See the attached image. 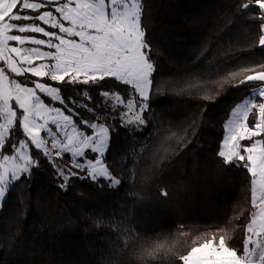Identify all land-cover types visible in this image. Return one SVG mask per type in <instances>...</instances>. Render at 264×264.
Wrapping results in <instances>:
<instances>
[{
	"label": "trees",
	"instance_id": "trees-1",
	"mask_svg": "<svg viewBox=\"0 0 264 264\" xmlns=\"http://www.w3.org/2000/svg\"><path fill=\"white\" fill-rule=\"evenodd\" d=\"M237 3L143 0L155 73L151 126L142 132L125 130L118 116H110L111 99L102 102L99 95L124 93V85L107 79L99 86H61L65 98L96 109L78 108L84 119L109 117L114 125L107 164L121 184L81 176L61 189L62 179L41 157L0 209V264H179L193 241L220 229L240 247L252 211L250 175L224 165L217 152L234 102L251 87L233 85L252 74L246 68L264 70V48L260 21L252 17L257 10L237 12ZM85 89L91 102L81 95ZM121 228L138 238L117 237ZM153 248L155 256L145 254Z\"/></svg>",
	"mask_w": 264,
	"mask_h": 264
},
{
	"label": "snow or ice",
	"instance_id": "snow-or-ice-1",
	"mask_svg": "<svg viewBox=\"0 0 264 264\" xmlns=\"http://www.w3.org/2000/svg\"><path fill=\"white\" fill-rule=\"evenodd\" d=\"M234 7L240 13L257 10L252 17L260 21L259 46L264 48V0H238ZM143 12V0H0V209L12 186L30 178L41 157L62 179L61 189L81 175L120 186L107 164L114 125L106 122L109 117L84 119L78 108L96 109L65 98L61 86H99L113 79L127 91L99 92L102 102H113L110 116H118L125 130L150 127L155 63ZM243 72L252 74L233 87L250 85L249 94L234 102L217 152L224 165H238L250 175L252 211L243 239L237 247L234 237L220 229L203 242L193 241L178 256L179 264H264V70ZM81 95L91 102L87 89ZM65 156L69 163L61 167L56 159ZM117 237L138 238L130 228H121Z\"/></svg>",
	"mask_w": 264,
	"mask_h": 264
},
{
	"label": "rangeland",
	"instance_id": "rangeland-1",
	"mask_svg": "<svg viewBox=\"0 0 264 264\" xmlns=\"http://www.w3.org/2000/svg\"><path fill=\"white\" fill-rule=\"evenodd\" d=\"M112 103H113V102H112ZM57 106H59V105H57ZM224 135H225V134H224ZM56 163L59 164L61 167H64V166H66V165L69 163V161H68L67 156H65V157H63L62 159H61V158H57V159H56ZM81 176H83V175H81ZM115 177L118 178L116 175H115ZM118 179H119V178H118Z\"/></svg>",
	"mask_w": 264,
	"mask_h": 264
}]
</instances>
